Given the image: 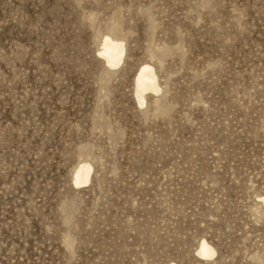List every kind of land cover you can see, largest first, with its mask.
Wrapping results in <instances>:
<instances>
[{"label": "rangeland", "instance_id": "obj_1", "mask_svg": "<svg viewBox=\"0 0 264 264\" xmlns=\"http://www.w3.org/2000/svg\"><path fill=\"white\" fill-rule=\"evenodd\" d=\"M261 197L264 0H0V264H264Z\"/></svg>", "mask_w": 264, "mask_h": 264}, {"label": "bare ground", "instance_id": "obj_2", "mask_svg": "<svg viewBox=\"0 0 264 264\" xmlns=\"http://www.w3.org/2000/svg\"><path fill=\"white\" fill-rule=\"evenodd\" d=\"M125 52L124 43L109 36L105 38L102 49L99 51L101 58L110 68H117L123 61ZM160 86L154 68L149 64H144L136 77V96L138 103L143 105L148 93H159ZM92 167L83 162L77 169L74 176V184L85 186L90 182ZM264 204V197H261ZM203 259H211L216 255V251L205 241H203L197 253Z\"/></svg>", "mask_w": 264, "mask_h": 264}]
</instances>
